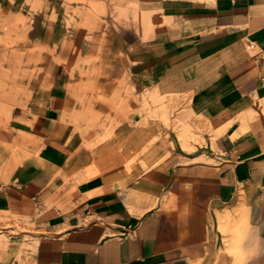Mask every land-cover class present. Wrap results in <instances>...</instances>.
<instances>
[{"label":"crops","instance_id":"obj_1","mask_svg":"<svg viewBox=\"0 0 264 264\" xmlns=\"http://www.w3.org/2000/svg\"><path fill=\"white\" fill-rule=\"evenodd\" d=\"M159 4L173 26L142 38L110 25L108 49L134 88L187 95L186 114L202 128L197 140L182 147L175 131L154 126L159 154L167 133L171 144L161 162L119 189L72 194V166L97 158L63 118L81 108L85 94L70 89L79 78L53 71L23 124L41 148L35 155L32 143L30 159L0 182V210L31 218L28 264H230L217 214L237 208L249 224L240 264H264V0ZM141 129L127 122L113 131L133 137Z\"/></svg>","mask_w":264,"mask_h":264},{"label":"rangeland","instance_id":"obj_2","mask_svg":"<svg viewBox=\"0 0 264 264\" xmlns=\"http://www.w3.org/2000/svg\"><path fill=\"white\" fill-rule=\"evenodd\" d=\"M159 1L0 0V182H8L11 171L30 159L32 143L35 155L41 148V143L37 147V141L24 131L29 127L24 123H30L26 120L31 115L29 106L40 92L49 88L54 73H67L72 80L79 78L70 89L85 94V99H78L80 110L63 117L72 126L81 147L97 158L92 164L80 165L81 168L113 165L115 159L109 156L114 153V146L129 141V154L117 157L116 163L131 170L143 158L144 145H155L157 137L152 128L159 124L175 132L177 124L180 123V130L188 124L191 131L194 128V134L188 138L197 140V131L202 128L186 114L187 95L165 93L155 86L134 88L125 69L114 62L117 56L108 49L110 25L132 27L142 38L149 34L153 37L160 29L173 26V19L166 16ZM86 43H90L91 52H85ZM127 122L146 129L134 132L133 137L114 133L116 126L123 128ZM168 137L167 133L166 155L171 145ZM134 171H130L131 176ZM58 207H63V203ZM31 225L27 212L0 210L1 264H28L23 255L31 248L27 235ZM248 226L238 242V255L228 250L233 243L231 234L218 226V230L230 236L227 251L235 258L230 264L242 262L241 241Z\"/></svg>","mask_w":264,"mask_h":264},{"label":"bare ground","instance_id":"obj_3","mask_svg":"<svg viewBox=\"0 0 264 264\" xmlns=\"http://www.w3.org/2000/svg\"><path fill=\"white\" fill-rule=\"evenodd\" d=\"M155 94H156V92H155ZM262 111L264 113V103L262 104ZM241 119L243 120V122L247 123L246 122L248 119L247 117L241 116ZM179 125H180V123L177 124V127H178V129L176 130L177 138L180 141L182 147H187L188 146V140H189L188 137H190L191 133H192V131L190 130L191 126L188 124H185L184 130H182V129L180 130ZM6 128L10 129L11 127L7 126ZM21 133H22V131H21ZM19 143H21V141ZM114 147L116 148V149L113 148L114 153L109 156V158L115 159L113 165H110V166L104 167V168H99L97 166H93L90 168H85V167L81 168L80 165H78V164L72 166L74 173H72V171L70 172V173H72L71 181H70L71 185H70V189H69L70 193H72V194L82 193L86 197H90V196L100 194V193H103L106 191L119 189V188L125 186L127 184V182L130 180V178L133 177L130 174V171L132 169L135 170L134 174L139 173L140 168H142V170L146 171L149 168H151L154 165L161 162L166 157L165 155L159 154V149L157 146L154 145V146L146 147L144 145L143 149L141 150V152L144 155L143 158L138 163H134L132 165L134 167L131 170H129V167L119 166L116 163V159H118L119 157L122 158L123 156L129 154V141H126L125 143H122V144H116V146H114ZM79 156L80 155L78 154V157ZM63 164H65V163H63ZM137 176H138V174H137ZM238 209L239 208H237L235 210H228L227 209V210L223 211L222 213L217 214V217L220 220L218 223V226L220 227V229L223 232H229L231 234V236L233 237V243L228 247V250L232 255H235V254L238 255L241 253V249L238 246V242L243 237V235L245 233V229L249 225L248 220H247V215L241 209H239V210ZM4 240H5V238H4ZM1 241H2V239H1ZM0 244H2V243H0Z\"/></svg>","mask_w":264,"mask_h":264}]
</instances>
